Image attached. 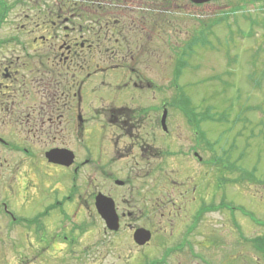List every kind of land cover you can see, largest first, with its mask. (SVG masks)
Instances as JSON below:
<instances>
[{"label": "flooded vegetation", "instance_id": "flooded-vegetation-1", "mask_svg": "<svg viewBox=\"0 0 264 264\" xmlns=\"http://www.w3.org/2000/svg\"><path fill=\"white\" fill-rule=\"evenodd\" d=\"M248 1L242 4H257L259 14H264V0ZM184 9L179 0H0V31L10 21H17L10 34L0 35V127L20 131L17 142L1 133L0 147L18 153L20 163L37 156L41 166L59 171L64 179L72 175L73 187L82 176V194L74 197V191H66L69 196L65 201L70 205L85 210L95 207L98 194L110 197L118 229L104 232L125 242L129 252L133 246L134 252L124 255L130 263L138 257L139 264L233 263L232 250H225L226 238L213 232L217 237L212 242L209 232L202 233L207 214L224 211L232 227L233 221L226 201L202 204L198 199L202 179L198 173L200 122H184L191 130L192 143L185 150L173 148V140L181 139L174 136L168 113L181 97L173 102L162 97L159 105H153V92L166 88L156 86L145 73L161 43L171 46L173 60H181L185 47L191 40L197 41L193 34L188 44L184 40L167 44L169 28L183 22ZM262 19L257 31L264 36ZM140 97H150L144 109L138 108ZM180 108L176 110L183 113ZM90 121L102 134L98 143L93 140L91 150L85 133ZM42 130L53 146L36 155L32 139ZM63 133L71 136L75 146L68 140L67 144ZM126 143L131 146L128 153L121 146ZM52 150L63 152L68 164L50 161L46 154ZM94 150L97 153L93 156ZM123 160L125 167L143 175L132 178L135 184L121 180L111 170L112 163ZM182 161L195 162L188 164L192 173L187 169L183 174L179 167H173ZM106 182L113 189L129 186L125 189L130 197H124L125 193L118 200L103 193ZM154 185L160 192L155 197ZM139 198L146 200L136 202ZM176 199H181L180 206L186 210L183 220L175 224L171 217L157 216L164 208L171 214L178 205ZM66 203L62 205L65 209ZM99 219L105 225L100 215ZM140 230L149 236L142 243L135 239ZM216 248L223 253H216ZM225 258L226 262H218Z\"/></svg>", "mask_w": 264, "mask_h": 264}, {"label": "rangeland", "instance_id": "rangeland-1", "mask_svg": "<svg viewBox=\"0 0 264 264\" xmlns=\"http://www.w3.org/2000/svg\"><path fill=\"white\" fill-rule=\"evenodd\" d=\"M179 1L187 9H184L183 22L169 28L167 44L183 40L188 44L194 34L197 45L194 44L184 60H180V77L173 81L176 60H173L171 46L161 43L162 46L152 55L149 71L145 73L152 77L156 86H163L166 90L154 91L150 97L153 105H159L162 97L173 102L180 92L190 100L195 111H209L213 115L216 122L205 121L200 125L204 132L201 136L205 135L213 150L200 144L198 173L202 179L198 199L202 204L226 201L234 225L231 226L224 211L210 213L202 222V233L209 232L212 242L216 241L215 234L227 239L225 250L226 253L232 250V264H264V253L253 245L256 240L252 241L255 238L264 240V42L261 43L264 36L257 31L264 14H259L258 10L243 12L237 9L236 13L232 12L234 6L248 0H216L199 6L188 0ZM16 22L10 21L2 27L0 35L10 34L12 24ZM210 23L215 25L209 27ZM150 97H140L138 108H146ZM168 121L174 136L181 139L170 138L172 147L185 150L192 143L191 130L184 125L186 117L176 108L169 107ZM154 130L158 137V130ZM43 131L32 139L34 144L31 147L36 155L53 146ZM19 132L17 128L0 127V134H9L5 135L6 138L14 142H17ZM85 133L91 150L93 140L98 143L102 134L94 129L91 121ZM63 135L66 142L68 140L75 146L70 135ZM123 145L128 153L131 146ZM223 152L227 153L225 159L233 166V172L225 170L224 163L209 164L213 155H224ZM96 153L94 150L93 156ZM20 158L18 153L0 147V264H139V257L133 263L124 260V255H131L135 249L130 245L129 252L125 242L113 237L109 231L104 232L109 229L99 219L95 207L81 210L77 204L66 203V196L72 191L74 197L82 194V176L73 187L72 175L64 179L59 171L41 166L37 156L24 159L22 163ZM194 161H182L173 167H179L183 174L187 169L192 173L188 164ZM126 164L125 160L116 161L111 164V170L118 173L121 180L128 179L129 183L136 175L143 176L135 168L125 167ZM246 172H253L251 181L238 178L240 173ZM94 182H97L95 178ZM132 184H135L134 180ZM125 188L129 189V186ZM125 188L113 189L106 182L103 193L114 195L118 200L126 193L124 197L129 198ZM153 189V197L158 196V186L154 185ZM145 200L139 198L136 202ZM180 200L176 199L178 205L171 214H168V208H164L157 216L171 217L175 224L179 219L183 220L186 210L183 211ZM64 203L66 209L62 206ZM234 226H239L241 231ZM215 252L223 253L219 248ZM226 261L225 258L218 262Z\"/></svg>", "mask_w": 264, "mask_h": 264}, {"label": "water", "instance_id": "water-1", "mask_svg": "<svg viewBox=\"0 0 264 264\" xmlns=\"http://www.w3.org/2000/svg\"><path fill=\"white\" fill-rule=\"evenodd\" d=\"M190 1L193 2L194 4H203L213 0H190ZM165 115L166 114L164 113L163 120H165ZM47 158L55 163L68 164L69 161L66 160L64 153L60 152L59 150H52L47 152ZM95 207L100 217L104 219L106 226L111 230L116 229L118 226V217L115 213L113 200L108 196H105L103 194H98L95 200ZM148 238H149L148 234L144 233V231L141 230L137 231L135 234V239L139 241V243L146 241Z\"/></svg>", "mask_w": 264, "mask_h": 264}, {"label": "trees", "instance_id": "trees-1", "mask_svg": "<svg viewBox=\"0 0 264 264\" xmlns=\"http://www.w3.org/2000/svg\"><path fill=\"white\" fill-rule=\"evenodd\" d=\"M180 65H178V67H177V70H176V75H175V77L176 76H179L180 75ZM209 119H211V120H213V118L212 117H210ZM227 156V153L226 152H224V156L222 155V157H223V159H224V157H226ZM224 168H228L226 165H225V163H224ZM253 172H246V173H244L243 175H241V176H239V179L240 180H243V181H245V180H248V181H251V179H253ZM237 181H238V179H237ZM256 240V243H255V245H258L257 244V241H258V239H255ZM260 246H261V251L264 253V240H263V242L260 240Z\"/></svg>", "mask_w": 264, "mask_h": 264}]
</instances>
